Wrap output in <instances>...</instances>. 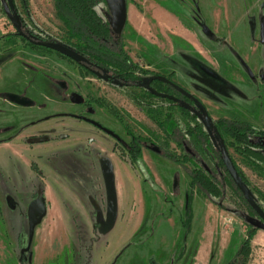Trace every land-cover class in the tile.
Returning a JSON list of instances; mask_svg holds the SVG:
<instances>
[{"label":"rangeland","instance_id":"rangeland-1","mask_svg":"<svg viewBox=\"0 0 264 264\" xmlns=\"http://www.w3.org/2000/svg\"><path fill=\"white\" fill-rule=\"evenodd\" d=\"M13 2L26 33L77 50L56 0ZM263 2L127 0L122 40L137 65L132 72L141 80L132 84L115 66L108 74L97 70L83 75L56 51L31 46L19 36L0 0V142L17 135L23 146H31L34 137H41L42 143L55 147L43 162L52 161L53 168L77 181L90 163L98 201L103 196L96 210L84 201L74 212L83 230L77 236L79 246L58 251L50 235L40 240L36 233L28 247L30 195L16 183L25 178L24 171L11 179L0 170V264H228L251 229L257 230L248 258L241 256L235 264H264V221L229 178L219 155L221 143L207 126L200 103L173 104L141 85L154 76L150 73L174 72V80L200 98L213 126L224 117L263 131ZM97 10L108 20L105 3ZM73 94L85 105L71 100ZM90 98L102 102L89 105ZM69 113L88 116L104 127L85 125L96 132L94 145L65 136L76 122ZM154 113H159V122ZM203 131L210 134L211 145L199 137ZM134 139L142 148L137 158L129 152ZM223 140L245 187L264 209V162L257 161L260 168H254L230 145V136ZM256 140L264 144V134L258 133ZM196 168L212 169L221 197L212 198L197 184L192 187L191 171ZM83 205L97 216L99 207L106 211L108 205L111 225L120 207L113 229L98 241L84 225ZM96 242L98 251L93 250L94 244L98 249Z\"/></svg>","mask_w":264,"mask_h":264},{"label":"crops","instance_id":"crops-1","mask_svg":"<svg viewBox=\"0 0 264 264\" xmlns=\"http://www.w3.org/2000/svg\"><path fill=\"white\" fill-rule=\"evenodd\" d=\"M73 119L76 121L70 126L73 131H71L69 135L65 134V136L75 143L88 142L90 145H94L96 133L93 131L94 129L85 126L87 124L89 125V123L84 120L75 117H73ZM40 120L41 119H39V121ZM55 132L57 134L59 129H55ZM35 136H37V134H35ZM6 140L9 141L5 142L3 139L0 142V170L7 172V176L11 177V179L19 177V172H22L21 170L24 171L25 178L16 181V183L20 182V184H18L21 190L30 195L28 203L31 204L39 197L45 199L46 213L40 224L36 227L35 234H39L40 240H44L45 234L50 235L51 241H49L54 242L56 246L58 245V251L62 250L63 247L65 248V246H68L71 251L76 243L79 246V237L77 236L81 235L83 230L81 231V218L74 213L78 211V204L80 206L81 202L88 201L96 210V208H98L97 203H102L103 199L102 195L101 198H99L101 201H98L96 197L100 196V193L97 190L96 183L93 184V178L89 173L93 170V166L90 163L89 165L83 166L82 171H84V173L83 176L80 177V180L77 181L73 178L68 179L65 175L61 174L57 168H53L52 161L48 164V159H46V162L41 160L48 154L52 155L55 151L53 145L47 146L48 144L42 143L41 137H34L33 140H35V142L32 143L31 146H23L17 139V135H15V138L12 137ZM35 171L38 172L36 173L38 176L37 178L34 176ZM96 181L98 182V180H95V182ZM106 191L108 194L107 188ZM74 200H76L75 203ZM82 208L84 209L85 215L84 225L87 227L94 241H98L108 234L113 229L111 226L116 224L120 215V207L118 206L117 215L115 217L116 222H114V225H111L112 221L111 223L109 222L111 214L108 205L106 211L99 207L98 216L95 211L91 213L89 207L86 205H83ZM71 236H73V238ZM74 236H76L77 241H75ZM107 244L108 242H106V245ZM95 245L96 244H94L93 250L98 251V243V249Z\"/></svg>","mask_w":264,"mask_h":264},{"label":"trees","instance_id":"trees-1","mask_svg":"<svg viewBox=\"0 0 264 264\" xmlns=\"http://www.w3.org/2000/svg\"><path fill=\"white\" fill-rule=\"evenodd\" d=\"M101 3H105L107 5L106 0H56L58 14L68 27L70 39H76L77 42L74 46L77 50L84 53L82 55L87 59V61L76 62L61 53H57L73 64H80V66L83 67L81 69L83 75H94L97 73V70L108 74L106 71H110L109 68H113L115 66L119 75L123 77L122 79L128 82L130 81L132 84L137 83L141 80L132 72V68L137 65L133 62L130 55H128L125 50L122 33L117 34L113 32L110 22L107 19H104L98 12L97 5ZM40 48L53 51L45 47ZM91 63H94V65L97 66H91ZM143 72L149 74L146 70H143ZM96 101L102 102L101 100ZM152 115L157 122L160 121L159 113H154ZM209 128L216 135L221 143V146L224 136H230L233 139L230 145L235 147L237 152L247 157L248 161L252 164V166H254V168H260L259 164L256 162H264V144L258 142L256 140V136L258 133L264 134V130L258 132L247 122L224 117L218 120L217 126H213L211 124V127ZM172 133H174V130L171 134ZM199 137L203 138L207 145L212 144L210 134L208 132L203 131ZM134 140L135 142H132L129 152L132 154V158H137L142 152V148L141 145L136 143L137 140ZM138 140H140V138H138ZM219 155L221 158L224 157L222 148L219 150ZM169 157L172 159L173 156L169 154ZM187 157H189V154H187ZM173 159L178 161L176 158ZM238 172L244 182V178L242 177L240 170H238ZM191 175L192 187L197 184L212 198L221 197L220 189L213 182V171L211 168L193 169L191 171ZM230 177L231 176L229 175V178ZM232 183L244 198L242 192L238 189L233 180ZM244 200L246 201L245 198ZM251 210L253 211L252 208ZM256 230L257 229L250 230L247 239L241 244L238 252L228 264H235V261H237V259L239 261L241 256H244L246 259L248 258L250 253V240L255 235Z\"/></svg>","mask_w":264,"mask_h":264},{"label":"water","instance_id":"water-1","mask_svg":"<svg viewBox=\"0 0 264 264\" xmlns=\"http://www.w3.org/2000/svg\"><path fill=\"white\" fill-rule=\"evenodd\" d=\"M4 2V7L7 15L11 19L12 23L18 30V32L22 35H24L22 31V21L15 9V5L13 0H8V4ZM108 9H109V15L108 20L110 22V25L113 29V32L115 33H122L123 29L125 28L126 22H127V0H106ZM262 7L264 8V2L262 3ZM261 37L264 42V18L261 21ZM39 44L43 47H46L48 49H52L58 53H61L68 58L76 61V62H84L87 61V59L78 51L72 49L71 47L64 45L62 43L53 42V41H41ZM160 79H165L163 76L159 77ZM186 94L189 97H194L193 94L185 91ZM163 97L167 98H173L169 95L160 94ZM205 116H206V123L208 127H211V117L207 111V109L203 106L202 107ZM222 149H223V155H224V165L226 167V170L228 171L229 175L231 176L232 180L238 187V189L242 192L244 198L248 202V204L251 206V208L260 216V218L264 221V209L257 203V201L251 196L247 188L245 187V184L243 180L240 177V174L231 158V155L228 152L227 146L222 140ZM46 213V204L45 199L43 197H39L35 199L29 207V220H30V232H29V246H31L33 237L35 234V228L36 226L42 221L43 217Z\"/></svg>","mask_w":264,"mask_h":264},{"label":"flooded vegetation","instance_id":"flooded-vegetation-1","mask_svg":"<svg viewBox=\"0 0 264 264\" xmlns=\"http://www.w3.org/2000/svg\"><path fill=\"white\" fill-rule=\"evenodd\" d=\"M3 1H5V3L8 4V0H2V3H3ZM23 26H24V23L22 22V31H23L24 35L18 33V34H20L19 36H21L28 44H31V46L33 45V46H37V47H43L39 44V42L46 41V40L41 39V38L38 39L37 37H33L32 35L26 33L23 30ZM91 64H92L91 66L94 65V63H91ZM78 66H79L80 70L83 68L82 66H80V64H78ZM94 66H97V65H94ZM106 72H109V71H106ZM150 74L154 75V76L152 78H150L147 83H145V84L142 83L141 85H142V87H144V89L149 90V92L151 93L152 96H155L157 98L166 99L169 102H172L173 104H177V105H180L183 100L189 101V102L196 101V102L200 103V105L203 107L200 98H198L194 94H193L194 97H189L185 91H187L189 93H191V92L187 88H185L182 84H180L179 82L174 80V76H175L174 72H171L167 76L157 74V73H150ZM161 76H163L165 79H160L159 77H161ZM260 76L264 78V73L260 74ZM256 77H258V76H256ZM67 87L69 88V86H67ZM160 94L169 95V96H172L173 98L163 97ZM72 96H74V99L71 98V100H73L75 102L76 101L79 102L80 106L85 105V100L78 98L75 94H73ZM92 100L95 101L93 98H90L87 104H89V105L94 104L95 102H93ZM69 115L75 116L76 118L84 120L87 123L91 124L92 126L98 128L99 130L104 129L103 126L97 124L95 121H93L92 118H90L88 116L77 115V114L75 115V113L69 114Z\"/></svg>","mask_w":264,"mask_h":264}]
</instances>
